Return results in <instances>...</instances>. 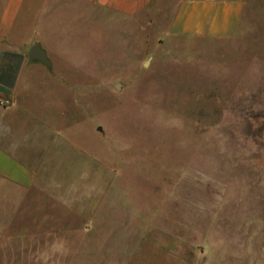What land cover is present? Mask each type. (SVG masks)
<instances>
[{
    "label": "rangeland",
    "instance_id": "obj_1",
    "mask_svg": "<svg viewBox=\"0 0 264 264\" xmlns=\"http://www.w3.org/2000/svg\"><path fill=\"white\" fill-rule=\"evenodd\" d=\"M179 1L40 10L56 79L0 113L34 172L0 175V264H264V0L226 34L174 30Z\"/></svg>",
    "mask_w": 264,
    "mask_h": 264
},
{
    "label": "crops",
    "instance_id": "obj_2",
    "mask_svg": "<svg viewBox=\"0 0 264 264\" xmlns=\"http://www.w3.org/2000/svg\"><path fill=\"white\" fill-rule=\"evenodd\" d=\"M50 1L54 6L57 2H64L67 8L108 10L130 16L150 8L154 2V0H2L0 113L7 111L17 114L20 111L24 115L25 112L17 106L18 94L27 92L29 88L40 87L49 96L54 89L53 82L56 77L50 73L52 72L50 67L39 60H29L27 57L30 45L36 41L40 43L38 36L42 32L39 24H36V17ZM241 11L242 0H180L175 7L171 27L179 32L226 34L236 27ZM15 22L20 24L16 34L13 33ZM6 98L10 100L8 99L9 103L4 105L3 101ZM5 118V114H0V175L16 183H29L34 172L20 162L18 160L20 158L12 156L3 130L8 122ZM10 120L15 121L17 117L14 116V119Z\"/></svg>",
    "mask_w": 264,
    "mask_h": 264
},
{
    "label": "water",
    "instance_id": "obj_3",
    "mask_svg": "<svg viewBox=\"0 0 264 264\" xmlns=\"http://www.w3.org/2000/svg\"><path fill=\"white\" fill-rule=\"evenodd\" d=\"M27 57L29 60H39L42 63L46 64L48 67L51 66V58L49 57L47 50L43 47L38 41L32 43L28 49ZM119 83H117V87ZM100 129L101 126L99 125Z\"/></svg>",
    "mask_w": 264,
    "mask_h": 264
}]
</instances>
